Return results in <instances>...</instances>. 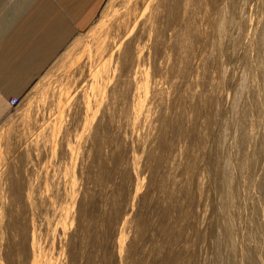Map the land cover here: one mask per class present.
<instances>
[{"label": "rangeland", "instance_id": "rangeland-1", "mask_svg": "<svg viewBox=\"0 0 264 264\" xmlns=\"http://www.w3.org/2000/svg\"><path fill=\"white\" fill-rule=\"evenodd\" d=\"M58 7L0 0V41ZM76 27L0 120V264H264V0H102Z\"/></svg>", "mask_w": 264, "mask_h": 264}, {"label": "crops", "instance_id": "crops-1", "mask_svg": "<svg viewBox=\"0 0 264 264\" xmlns=\"http://www.w3.org/2000/svg\"><path fill=\"white\" fill-rule=\"evenodd\" d=\"M101 2L102 0H56L62 9L58 20L49 24L46 13H29L32 16L27 17V20H31L30 23L23 24L26 21L22 18L11 32L12 36L7 35L5 40L0 41V49H9L5 56L0 55V120L7 114L6 98H19L21 91L28 88L57 52L67 45L73 26H77V29L91 23ZM18 49L22 51H13ZM9 89L12 90L11 93L8 92Z\"/></svg>", "mask_w": 264, "mask_h": 264}, {"label": "bare ground", "instance_id": "bare-ground-1", "mask_svg": "<svg viewBox=\"0 0 264 264\" xmlns=\"http://www.w3.org/2000/svg\"><path fill=\"white\" fill-rule=\"evenodd\" d=\"M105 50V49H104ZM92 55V54H91ZM89 56V55H88ZM106 63V62H105ZM108 65V64H107ZM106 65L104 64H102L100 67H99V69L98 70H94L95 72H94V74H93V79H92V82H91V84H90V86H91V89L93 90L92 91V93H95V94H92V93H90L91 95H98L99 97L102 95L103 96V91L105 90V89H103L104 87H105V81H107V79H108V70H106L107 69V67H105ZM94 68V67H93ZM98 68V67H97ZM109 68V67H108ZM110 75V74H109ZM97 96V97H98ZM96 97V98H97ZM88 100H89V98H88ZM93 100H94V96H93ZM100 100H102V99H100ZM89 102V101H88ZM94 102V101H93ZM95 105V104H94ZM97 106V105H96ZM92 107V106H91ZM94 108H97V107H94ZM88 110H89V108H87ZM92 109V108H91ZM61 111V110H60ZM87 111V110H86ZM87 116V115H86ZM87 118V117H86ZM90 125V124H89ZM12 183V182H11ZM23 180L21 181V182H18L15 186L20 190L19 191V196H21L22 197V194H21V191H22V187H23ZM31 183V182H30ZM29 183V184H30ZM29 184H27V185H25V191H26V200L28 201V203L30 204V206L32 207H34V202L35 201H33V203H32V200H34L32 197H31V195L33 194V192H34V190H33V188L29 185ZM15 186L13 185V189H15V191L17 190L16 188H15ZM71 188V187H70ZM21 197H19V203L18 204H20L21 205V208H22V200H23V198H21ZM29 206V207H30ZM28 207V208H29ZM27 208V207H26ZM36 209V208H35ZM20 211H22V210H20ZM21 214V213H20ZM23 214H21V216H22ZM18 218V217H17ZM63 223V222H62ZM33 224V223H32ZM13 225V224H12ZM15 225V224H14ZM26 225V224H25ZM26 228V227H25ZM31 228V227H30ZM32 228H33V225H32ZM35 228V227H34ZM26 230V229H25ZM22 231V230H21ZM34 231V230H33ZM31 232V231H30ZM36 232V231H35ZM35 232H34V234H35ZM8 233V232H7ZM10 233V232H9ZM19 233V232H18ZM32 233V232H31ZM21 233H19V235H20ZM34 234L32 233V235H31V241H32V246H31V249H32V252L34 251L35 252V249H34V247H35V244L37 243L35 240L37 239H34L35 237H34ZM30 236V235H29ZM36 242V243H35ZM35 243V244H34ZM31 245V244H30ZM29 245V246H30ZM38 245V244H37ZM38 247V246H37ZM20 250V249H19ZM38 251H39V249H37ZM38 253V252H37ZM39 254V253H38ZM39 255H35V253L33 254V256H32V262H30L31 264H42V262L44 261H42L41 260V256H39ZM67 261V260H66ZM45 263H46V261H45ZM49 263V262H48ZM47 263V264H48Z\"/></svg>", "mask_w": 264, "mask_h": 264}, {"label": "built area", "instance_id": "built-area-1", "mask_svg": "<svg viewBox=\"0 0 264 264\" xmlns=\"http://www.w3.org/2000/svg\"><path fill=\"white\" fill-rule=\"evenodd\" d=\"M8 105L10 108L17 107L19 105V98L15 96L9 98Z\"/></svg>", "mask_w": 264, "mask_h": 264}]
</instances>
